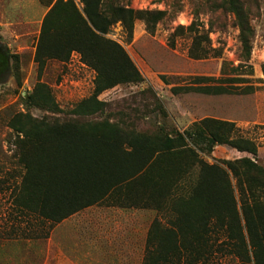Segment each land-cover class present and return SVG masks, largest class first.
Here are the masks:
<instances>
[{"label": "rangeland", "instance_id": "1", "mask_svg": "<svg viewBox=\"0 0 264 264\" xmlns=\"http://www.w3.org/2000/svg\"><path fill=\"white\" fill-rule=\"evenodd\" d=\"M72 1L78 9H83L81 0ZM258 1L259 8H255L251 0L246 1V4L251 3L246 9L253 30L248 63L251 72L246 67L234 69L245 65V53L236 16L231 10L224 11L223 0H119L120 5L135 12L133 32L130 34L122 22H117L109 27L106 37L122 46L142 81L104 92L99 99L111 108L108 107L104 115L89 119L99 122L107 118L112 124L124 120L133 122L138 130L154 132L163 117L152 113L156 112L153 108L149 107L148 111V104L146 109L140 105L144 103L141 98L134 101L136 105L131 104L133 96L151 88L167 113L164 125L168 131L183 133L195 122L211 117L235 123L238 129L235 137L252 140L257 146V154L253 156L232 146L217 144L212 153H199L207 164L249 158L264 169V0ZM56 2L0 0V51H9L14 56L9 61L11 71L5 72L0 82V264H76L79 261L78 215L52 225L35 215H21L11 198L23 168L16 158L18 133L10 122L20 114L34 118L59 117L33 105L29 97L36 86L47 85L63 112L71 111L95 89L96 72L81 61L77 52H73L67 62L48 60L42 70L35 60L43 20ZM153 18L157 21L151 30L147 20ZM195 39L201 43L200 47L195 46ZM193 53L201 58L193 57ZM224 64L226 76H223ZM2 71L3 68L0 73ZM226 77L246 78L248 82L227 87L221 81ZM196 78L208 79L197 81L195 86L199 84L201 91L172 93L173 87H184ZM127 101L131 108L124 110ZM19 138L23 136L19 134ZM167 168L164 166L161 171L160 189L155 194L149 193V197L139 201H121L125 205L156 209L159 199L163 198L159 213L171 225H160L158 230L172 228L176 239L171 243L157 240V249L163 246L164 255L165 247H175L164 264H183L184 259V264H241L239 240L228 238L221 220L203 206L205 202L191 198L199 167L189 164L187 170L178 175ZM233 185L235 187V180ZM143 191L145 197L151 190ZM150 211L149 220L152 219ZM95 212L92 208L81 213L90 218ZM51 233L52 242L46 248L43 240ZM168 233L173 232L168 231L167 236ZM197 236L203 239L196 240ZM244 236L250 249L246 232Z\"/></svg>", "mask_w": 264, "mask_h": 264}, {"label": "trees", "instance_id": "2", "mask_svg": "<svg viewBox=\"0 0 264 264\" xmlns=\"http://www.w3.org/2000/svg\"><path fill=\"white\" fill-rule=\"evenodd\" d=\"M223 1L224 11L231 10L236 16L245 53V65L234 69L246 67L252 72L248 63L253 30L246 5L253 3L259 8V1L251 0L250 4H246L247 0ZM81 2L82 10L72 0H57L52 6L42 23L35 60L42 70L48 60L67 62L71 54L77 52L81 61L96 72L95 89L89 98L79 102L71 111L63 112L50 88L38 84L29 99L37 108L59 117L34 118L20 114L10 122L11 128L18 133L16 158L23 168L21 180L11 193L13 206L23 216L35 215L55 225L102 202L115 191L124 200L147 198L149 193L155 194L160 189L164 166L178 175L185 172L189 164H196L199 177L191 198L205 202L203 206L221 220V227L229 233L228 238L239 240L237 249H240L238 255L243 260L241 264H264L263 167L249 158L207 164L199 157V153H212L217 144L256 156V144L247 138L235 137L238 131L235 123L211 117L195 122L183 133L168 131L164 125L167 113L151 88L133 96L131 104L136 105L134 101L141 98L144 103L140 105L146 109L148 104V111L149 107L153 108L156 112L152 113L163 117L154 132L138 130L133 122L124 120L113 124L107 118L99 122L90 120V117L104 115L106 109L111 108L99 99L104 92L119 85L141 82L142 78L122 46L106 37L109 27L117 22H122L132 34L135 12L120 5L119 0ZM155 21L157 18L147 20L149 29H153ZM194 44L201 45L197 39ZM192 55L201 58L197 53ZM13 58L9 51H0V71L3 68L0 82L5 72L11 71L9 61ZM225 68L224 64L223 76L227 75ZM162 79L168 84L164 77ZM198 80L208 79L196 78L184 87H173L171 91L174 94L201 91L199 84L195 86ZM221 81L227 87L248 82L246 78L236 77ZM127 105L128 101L124 110L131 108ZM19 134L23 138H19ZM141 177L143 179L139 180ZM143 190L151 191L143 197ZM159 226L158 221L153 224V228ZM163 230L157 234L160 242L176 240L172 228ZM168 231L174 234L168 233L167 236ZM198 239L203 238L197 236ZM159 247L161 249L155 252L149 251L148 262H167V255L175 252V247H165L164 255L163 246Z\"/></svg>", "mask_w": 264, "mask_h": 264}, {"label": "crops", "instance_id": "3", "mask_svg": "<svg viewBox=\"0 0 264 264\" xmlns=\"http://www.w3.org/2000/svg\"><path fill=\"white\" fill-rule=\"evenodd\" d=\"M115 192L102 202L84 209L95 208L96 212L90 218L85 215L86 212L75 214L79 216V223L76 224L79 261L76 264H164L161 260L148 262L149 251L155 252L158 247L157 234L164 232L162 228H153V224L156 219L160 225L170 224L159 213L162 199H159L156 209L143 208L121 203L124 197L117 196ZM117 193L120 192L117 190ZM149 210L152 214L150 220ZM51 237L52 233L43 240L46 248L52 242ZM182 262L186 263L185 259Z\"/></svg>", "mask_w": 264, "mask_h": 264}]
</instances>
